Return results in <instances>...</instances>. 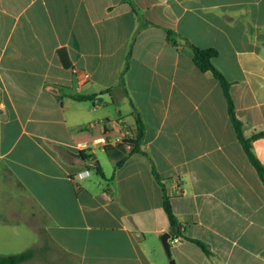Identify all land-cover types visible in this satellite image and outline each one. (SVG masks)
Wrapping results in <instances>:
<instances>
[{"label": "crops", "instance_id": "obj_1", "mask_svg": "<svg viewBox=\"0 0 264 264\" xmlns=\"http://www.w3.org/2000/svg\"><path fill=\"white\" fill-rule=\"evenodd\" d=\"M186 40L217 49L244 134L264 133V0H0V254L170 264L164 186L180 222L177 264H264L263 178L220 80ZM137 114L147 155H130L109 180L106 149L83 157L79 144L105 122L112 133L136 126ZM252 149L264 164V135Z\"/></svg>", "mask_w": 264, "mask_h": 264}, {"label": "trees", "instance_id": "obj_2", "mask_svg": "<svg viewBox=\"0 0 264 264\" xmlns=\"http://www.w3.org/2000/svg\"><path fill=\"white\" fill-rule=\"evenodd\" d=\"M168 36L170 38H173V36H177V33L173 30H170L168 32ZM188 43H190L188 40H186ZM191 44V43H190ZM193 50H194V62L196 65L203 71L205 70H211L215 74L216 78L220 80L224 94L227 98L228 102V110L232 117V121L235 126V130L237 133V137L239 138L240 142L242 143L246 153L248 154L249 160L251 163L256 167L257 171L259 172L260 176L263 178L264 181V164L260 161V159L255 155L253 149H252V140L256 137H259L261 135H264L263 132L254 134L251 137H247L242 129V123L237 118L236 112H235V103L230 93V83L225 78L223 73L213 64V57H215L218 54V51L216 48H201L199 46H196L194 44H191ZM59 54L61 57V60L63 64L66 66H70L67 55L65 51L59 50ZM128 62V61H127ZM128 65V63L126 64ZM72 70H74L72 68ZM76 99L84 100L89 99L90 96L88 95H74ZM136 127H137V135L134 139L128 140L116 145H109L106 146V152L109 155L110 158L115 160L114 165V171L112 173V176L109 178V180H112L114 178V174L116 169L121 167L123 163L127 160V158L134 154V153H142L144 155H147L145 150L141 146L142 139L145 135V125L144 122L140 116V114L136 115ZM80 154L85 157L83 150L80 152ZM93 168L96 169V172L101 175L103 178L105 177L102 167L99 164H95ZM154 175L157 178V180L161 182V178L158 175V172L156 169H153ZM164 195H163V204L165 212L167 213L169 223H170V233L171 236H180V222L177 216L175 215L170 197L166 193V189L163 186ZM198 244H200L203 249L206 252H209V249L207 245L200 240H195ZM36 248H28L21 252L16 253H9V254H0V264H21L27 261L32 260L36 256Z\"/></svg>", "mask_w": 264, "mask_h": 264}, {"label": "built area", "instance_id": "obj_3", "mask_svg": "<svg viewBox=\"0 0 264 264\" xmlns=\"http://www.w3.org/2000/svg\"><path fill=\"white\" fill-rule=\"evenodd\" d=\"M85 76L88 77L89 74L86 73ZM136 135H137V127L136 126L125 125L120 133H112L110 125L107 122H105L103 134L92 139V141L88 144H79V145L83 146V148H81L82 150L87 149L90 152H92L97 147L105 148L106 146H109V145H116V144H119V143H122V142H125L128 140H132L136 137ZM90 159L93 160L94 156H91ZM94 162H95V160H94ZM94 162L92 161L91 165L94 166L95 165ZM87 174H89L88 168L86 170L80 172L81 177L86 176ZM179 240H180V236H174V237L171 236L168 239L169 243H175Z\"/></svg>", "mask_w": 264, "mask_h": 264}, {"label": "rangeland", "instance_id": "obj_4", "mask_svg": "<svg viewBox=\"0 0 264 264\" xmlns=\"http://www.w3.org/2000/svg\"><path fill=\"white\" fill-rule=\"evenodd\" d=\"M101 158H102L101 162L103 163V166H104V168L106 169V173H107L108 175H110V172H111L112 170H111V165L108 163V161H107V159H106V155H105L104 157L101 156ZM90 178H94V179L102 180L101 177L98 176V175L96 174V172L93 170V168H91ZM55 255H56L55 258L57 259V262H56V263H62V262L60 261V256L58 255V253L56 254V252H55Z\"/></svg>", "mask_w": 264, "mask_h": 264}, {"label": "water", "instance_id": "obj_5", "mask_svg": "<svg viewBox=\"0 0 264 264\" xmlns=\"http://www.w3.org/2000/svg\"><path fill=\"white\" fill-rule=\"evenodd\" d=\"M171 237V233L170 232H164L161 236L162 239V244L165 248V251L167 253V255L170 257V264H177L176 260L172 257L171 254V247H170V243L168 241V239Z\"/></svg>", "mask_w": 264, "mask_h": 264}]
</instances>
